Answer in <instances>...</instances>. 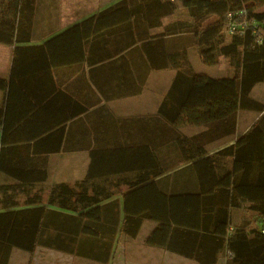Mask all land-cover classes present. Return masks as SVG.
Returning <instances> with one entry per match:
<instances>
[{
    "label": "trees",
    "instance_id": "1",
    "mask_svg": "<svg viewBox=\"0 0 264 264\" xmlns=\"http://www.w3.org/2000/svg\"><path fill=\"white\" fill-rule=\"evenodd\" d=\"M36 3L0 0V45L14 48L9 80L0 79V91L22 86V79L49 67L95 66L142 54L148 71L178 72L158 116L203 128L205 143L231 139L239 112L264 113V104L251 97L255 86L264 85V12L255 10L264 7V0H120L60 33H49L42 45L28 46L37 34L32 30ZM241 11L248 26L242 34H230L227 17L241 23L243 17L235 15ZM212 18L218 22L207 28ZM189 50L207 66L223 59L238 76L196 75L187 63ZM177 145L185 147L184 157L173 160L168 171L177 174L187 165L183 169L193 173L197 188L165 192L163 182L172 177L159 168L163 159L135 156L132 148L93 151L82 180L53 185L47 196L46 208L68 214L73 225L70 232L63 225L61 231L70 237H44L46 208L0 213V264H8L13 249L33 253L37 246L107 264L116 234L135 237L143 219L157 223L145 242L150 247L198 264L220 259L264 264V117L211 156L186 139ZM225 159H232L228 173L221 167ZM232 210L255 214L257 228L232 224ZM182 236L183 248L177 241Z\"/></svg>",
    "mask_w": 264,
    "mask_h": 264
},
{
    "label": "crops",
    "instance_id": "2",
    "mask_svg": "<svg viewBox=\"0 0 264 264\" xmlns=\"http://www.w3.org/2000/svg\"><path fill=\"white\" fill-rule=\"evenodd\" d=\"M118 1L104 0L100 9L67 20L68 8L64 7L62 0H37L36 17L32 22V30L37 34L33 38L35 41L28 46H40L41 38L49 33H60ZM76 10L73 9L75 13ZM257 12H264V7ZM167 20L162 21L163 26ZM13 49L0 45V79L5 81L9 80ZM120 56L123 57L116 62L111 60L95 66L84 62L81 65L49 67L42 73L22 79V86L0 91V213L46 208L47 196L53 185H73L82 180L88 171L91 153L110 148L118 152L132 148L129 150L135 156L163 159L164 166L159 168L165 170V176L172 177L164 180V191H192L197 184L193 173L183 169L187 165L181 166L182 170L177 174L168 171L173 160L184 157L186 149L178 146V142L186 139L196 147H203L211 156L233 145L260 116L264 117V113L239 112L235 135L231 139H213L205 143L201 138L205 131L203 128L187 125L179 118L173 121L158 116L178 72L173 69L148 71L147 60L142 54ZM125 62L130 66L129 70ZM231 73L232 77L239 74L234 70ZM257 86L251 97L264 104V97L261 101L256 96L257 92L264 93V85ZM240 114L246 115L242 123ZM221 167L224 173L230 172L232 159L223 160ZM10 174L21 179H14ZM42 176H45L44 182L40 181ZM46 209L48 229H44V237H70L65 234L70 232L68 214L53 208ZM231 222L246 225L248 231L258 226L256 216L251 212L232 210ZM62 225L67 230L65 233L61 231ZM156 226V222L143 219L135 237L128 238L118 232L107 264H125L129 250L134 252V264H157L151 258L158 255L164 260L174 259L176 264H198L177 252L146 245L147 237ZM142 232L144 236L140 237ZM177 241L182 244L185 236ZM128 243L132 249L124 248ZM184 245L186 243L179 246L183 248ZM8 264L101 263L37 246L33 253L13 249ZM216 264H225V260H217Z\"/></svg>",
    "mask_w": 264,
    "mask_h": 264
},
{
    "label": "rangeland",
    "instance_id": "3",
    "mask_svg": "<svg viewBox=\"0 0 264 264\" xmlns=\"http://www.w3.org/2000/svg\"><path fill=\"white\" fill-rule=\"evenodd\" d=\"M62 2H64V7L68 8L67 10H68L69 16H67V18H68L67 20H72L73 17H76L77 15H83L87 12H90L93 9H96V10L100 9V7L104 3V0H62ZM70 8H72V10ZM260 8L261 7L256 8L255 10L258 11V10H260ZM73 9H77L76 13L73 11ZM1 10H3V9H1ZM217 22L218 21L216 18H212L210 21H208L205 24V26L208 28V27H211L213 25H216ZM187 63L190 65L192 71L196 75L206 76V77L213 78V79L232 78L231 72H233V70H231L230 68L227 67L226 62L223 59L220 60V63L216 67L207 66V65L202 63V61L197 57V55L194 51L189 50L188 51V57H187ZM229 69L231 70L230 73H229ZM234 72H236V71H234ZM256 96L259 97L260 100L262 101V97H264V93L257 92ZM245 116H246L245 114H240L239 121L241 123L243 120H245L244 119ZM262 116H264V115H262ZM260 118H261V116H260ZM193 129H195V128H192V129L190 128V130H193ZM143 236H144V234L142 232L140 237H143ZM124 248L125 249H132L133 247H132V245H130L128 243V245H126V247H124ZM129 251H130V254L125 255V259H126L125 264H134V263H132L133 256H135L134 252L131 250H129ZM125 252H126V250H125ZM151 259H155L157 264H176L174 259H167L166 258L164 260L163 258L161 259L160 255L153 256ZM116 264H118V262Z\"/></svg>",
    "mask_w": 264,
    "mask_h": 264
},
{
    "label": "built area",
    "instance_id": "4",
    "mask_svg": "<svg viewBox=\"0 0 264 264\" xmlns=\"http://www.w3.org/2000/svg\"><path fill=\"white\" fill-rule=\"evenodd\" d=\"M235 15L238 16V17H243V21L241 23H236V22L233 21L232 15L229 14L228 17H227V20H228V23H229V32H230V34H233L234 32L239 31V32H241L239 34H242V32L248 26V24L246 22V17H245V15H246L245 11H241L239 13H236ZM253 25H254L253 26L254 28L258 27L257 24H253ZM261 25L264 26V22H262ZM262 234H264V231H262Z\"/></svg>",
    "mask_w": 264,
    "mask_h": 264
}]
</instances>
